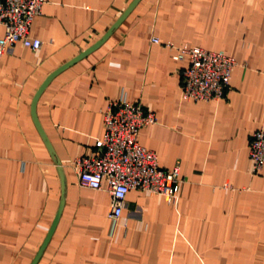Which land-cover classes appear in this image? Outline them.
I'll return each instance as SVG.
<instances>
[{
	"label": "crops",
	"instance_id": "0c3cea01",
	"mask_svg": "<svg viewBox=\"0 0 264 264\" xmlns=\"http://www.w3.org/2000/svg\"><path fill=\"white\" fill-rule=\"evenodd\" d=\"M134 1L45 0L29 33L40 49L1 56L0 264H32L60 207L35 264H264V168L248 157L264 130V0H138L102 40ZM152 39L232 57L224 98L183 101L186 63ZM122 92L155 115L138 142L182 183L174 206L129 191L112 227L108 193L80 187L71 164Z\"/></svg>",
	"mask_w": 264,
	"mask_h": 264
},
{
	"label": "built area",
	"instance_id": "2783aa9c",
	"mask_svg": "<svg viewBox=\"0 0 264 264\" xmlns=\"http://www.w3.org/2000/svg\"><path fill=\"white\" fill-rule=\"evenodd\" d=\"M45 0H0V58L15 44L38 51L41 42L31 39L30 26L41 13ZM185 62L181 71V99L185 102L219 101L224 98L236 62L223 52L200 48L160 44ZM156 124L153 112L145 111L139 103H131L124 92L112 101L103 115V136L95 143V151L75 159L71 166L82 188L101 191L110 197L108 219L112 227L118 223L129 191L137 190L165 197L170 206L176 204L182 179L179 169L159 167L154 152L138 142L139 131ZM248 157L251 171L264 168V130L255 131L249 142Z\"/></svg>",
	"mask_w": 264,
	"mask_h": 264
},
{
	"label": "water",
	"instance_id": "95a60500",
	"mask_svg": "<svg viewBox=\"0 0 264 264\" xmlns=\"http://www.w3.org/2000/svg\"><path fill=\"white\" fill-rule=\"evenodd\" d=\"M138 0H135L133 2V4L127 9V11L123 14V16L113 25V27H111V29L108 31V33L105 35V37L102 39L104 40L106 38V36H108V34H110L112 32V30L122 21V19L129 13V11L133 8V6L136 4ZM99 41L98 43H96L94 46H92L91 48H89L88 50H86L85 52H83L80 56L76 57L74 60H72L70 63L66 64L65 66H63L62 68H60L59 70H57L56 72H54L52 75H50L46 81L42 84V86L39 88L37 94L35 95L34 97V100H33V107L34 105L36 104V101L38 100L40 94L43 92V90L46 88V86L48 85V83L51 81V79L56 76L58 73H60L62 70H64L65 68H67L68 66H70L71 64H73L74 62L80 60L81 58H83L84 56H86L87 54H89L90 52H92L93 50H95L103 41ZM36 126L39 128L38 126V123H35ZM44 138V136H43ZM60 214H61V207L59 208L56 216H55V219L53 221V224L50 228V231L43 243V246L40 250V252L38 253V255L36 256L35 260L33 261L32 264H35L36 261L38 260V257L40 256V253L42 252V250L45 248L46 244L48 243L50 237L52 236V233L54 232V229L56 227V224L58 222V219L60 217Z\"/></svg>",
	"mask_w": 264,
	"mask_h": 264
}]
</instances>
